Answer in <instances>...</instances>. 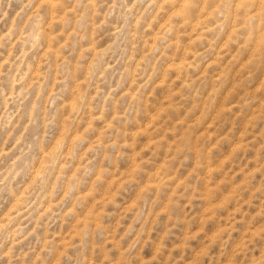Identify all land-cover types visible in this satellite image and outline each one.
I'll return each mask as SVG.
<instances>
[{
  "label": "clouds",
  "instance_id": "obj_1",
  "mask_svg": "<svg viewBox=\"0 0 264 264\" xmlns=\"http://www.w3.org/2000/svg\"><path fill=\"white\" fill-rule=\"evenodd\" d=\"M0 264H264V0H0Z\"/></svg>",
  "mask_w": 264,
  "mask_h": 264
},
{
  "label": "rangeland",
  "instance_id": "obj_2",
  "mask_svg": "<svg viewBox=\"0 0 264 264\" xmlns=\"http://www.w3.org/2000/svg\"><path fill=\"white\" fill-rule=\"evenodd\" d=\"M176 70L178 71V69H176ZM238 175H239V174H238ZM220 210H222V211H223L224 209H223V208H221ZM229 210H230V209H229ZM210 211H213V210H211V209H210ZM237 218L239 219V216H238V215H237ZM209 223H211V221H209Z\"/></svg>",
  "mask_w": 264,
  "mask_h": 264
}]
</instances>
